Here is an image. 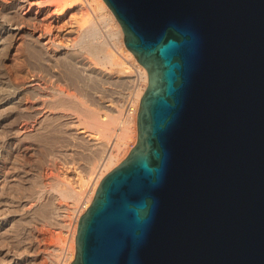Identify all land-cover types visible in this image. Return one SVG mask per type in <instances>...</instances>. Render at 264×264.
Segmentation results:
<instances>
[{
  "label": "water",
  "instance_id": "water-1",
  "mask_svg": "<svg viewBox=\"0 0 264 264\" xmlns=\"http://www.w3.org/2000/svg\"><path fill=\"white\" fill-rule=\"evenodd\" d=\"M105 2L148 85L70 264H264V0Z\"/></svg>",
  "mask_w": 264,
  "mask_h": 264
},
{
  "label": "bare ground",
  "instance_id": "bare-ground-1",
  "mask_svg": "<svg viewBox=\"0 0 264 264\" xmlns=\"http://www.w3.org/2000/svg\"><path fill=\"white\" fill-rule=\"evenodd\" d=\"M97 1L100 2V4L103 7H106V8L108 7V4L105 2V0H97ZM76 6L82 9V6H83L82 1L81 0H0V55L1 56L3 55L5 58H7L8 57L7 51H9V49L14 47L17 39H21V38L25 39L26 42L24 43H26V47H24L25 49L23 48V51H25L26 54L24 52V56L26 55L27 59L29 60V64H28L30 68L29 71H31L32 73V78L29 80H25L27 79V77L26 76H25L26 78H24V76L21 77L20 74L18 73L19 71L12 72L9 70L10 71L9 72L7 70L8 71L7 72V71H4V69L0 68V119H5L9 121L8 123L9 126L6 125V129L8 131L7 137L10 142V148H11L8 152V154H10L9 162H7L8 160H6V162L10 164L11 170L9 171L8 170L9 168H8L7 171L9 172L5 174L0 173V264H22L26 260V252H27V251L24 252V250L26 249L24 247H27L31 250V248L34 246L32 243L27 246L24 245V242H23L24 239L21 240L20 237L18 238L19 234H21L22 232L17 231V228H16L17 224H20V225L24 224L23 222H25V220L28 217H32L33 213L35 212L33 210L34 209L33 204L35 205L37 201L34 200L35 203H32V199H36L40 201L43 199L44 196H47L48 200L52 201L51 205H49V211L46 214H44L43 212L44 214L42 215L43 217L42 216H39V217H41L42 219L44 218V220H46L45 218L52 219V220L54 218L56 223H58L60 227L65 228V229L66 228L68 229L69 227H71V224H72L71 218H73L77 213L78 214L81 213V211H79L78 203H71V204L57 203L55 201L56 193L52 191L39 190L37 195L34 196L31 194L30 195L21 194L20 191L22 190L19 189L20 191H18L14 189L17 185H19V183L22 184L23 182H28L30 181L31 178L34 179V177L32 176H36V174L33 175L32 173L34 170L33 171L31 170L32 172H30L28 169L26 170V167L24 168L23 164H20L18 160L20 159L18 158V155L21 154L20 156H22V150L23 148H25V146L24 147L21 146V143H23V141L26 138H28V135H31L29 133L49 130L53 126L57 127L58 125L60 129H62V133H64L66 137H68L69 139H72V141L73 139L75 141L77 140L79 143H82L83 146L88 147L86 148V150L88 149L87 150L88 152L85 153L86 161L84 160L85 163L83 165H84V169H86V171H91L92 174L97 173V171L101 170L102 167H105L106 164L112 161V158H113L110 152V147H112L111 146L112 144L107 140L104 141L105 139L100 140V138H98L97 135L95 136V134L88 132L87 127H89V125L95 126L96 128L103 127L106 130L108 126L112 127L113 123L114 125H116L115 122H113L112 125H109L110 121L108 122L106 120L108 118L105 117L108 113L110 114L111 112H114L115 110H117L116 108L118 105L115 104L116 101L114 100V103H112V100H110L111 102L110 101L107 102L106 101L107 98L104 99L105 97L104 95L108 88L106 90L102 88L100 89L101 90L100 92L98 93L96 92V94L95 92L92 93L93 95L95 94L94 96L95 105L94 106L96 107L90 108V106L89 107L88 105L86 106L83 100L84 97L81 96L82 94L80 96L83 97V99H80L78 98L79 96L74 94L75 91L73 92L70 91L71 87L70 89L68 88V86H70L69 81H67L66 79L68 75L66 76V78H64L63 76L64 74L62 73V71L61 73L63 75L59 72L60 70H62V68L60 67L58 68L59 64L63 63L65 65V68H66L65 71H67L66 74L68 73L70 75L72 74V78L75 77L73 76V74L75 75L77 74V77L78 75H80L83 78L84 83L80 84L79 87L81 86L82 88L85 89V91L88 89L87 87H89L87 85L86 80H89L93 76L98 77L99 75L101 77H104L105 79H110L111 81H113V83L114 82H117V83L121 82L123 84L128 83L136 87L135 85H136L137 79L129 72H126L128 69L127 70L124 69L125 71H120L119 74L115 73L116 75L110 73L111 72L110 70H109L110 72H106L105 70L106 68L104 69L105 70L104 71L100 69L101 67H98L96 64H93L87 58V56L84 55L86 53L83 54V51L82 53L77 51L76 48L81 47L82 49L92 52L97 55L103 51L102 45L105 43H103V39H101L102 34H100L99 29H97L96 27V25L98 26V24L95 25V23L91 21V23H89L87 26L84 25L83 27L81 25L79 28H77L76 26H74L77 22L73 24V26H69L68 24L69 22L66 21V19H63L64 16L70 10H72L73 8H76ZM110 14H111L110 15L111 17L115 18V14L113 13V11H111ZM74 15L76 14L74 13ZM70 18H73V13ZM108 23L109 22H107L106 25ZM77 26H79V24ZM98 28L100 27L98 26ZM104 48H108V47H104ZM107 52L108 53L105 56L109 57L111 52L110 53L109 51ZM140 72L142 74L141 78L144 81L145 87L143 89H141L140 87H137L134 93V95L136 94V97H135V100L134 99L133 100L136 102L135 106L137 107L138 106L140 107L141 98L144 94V90L146 89L148 85V71L143 65L140 66ZM96 84L99 85L98 83H95V85ZM79 87L77 88L81 89ZM97 91H99V89ZM110 92L108 96L109 98L110 96H112V94H114ZM86 93L87 92H85V94ZM85 97H89V96L86 95ZM120 97L122 96L119 94V98ZM123 98H124V94H123L122 100ZM126 98L127 97L125 96L124 100H126ZM137 109L139 111V108ZM137 109L135 108V110ZM116 112H118V110ZM127 116H128V113L126 116L123 117V119H121L122 121L121 120L119 122L116 121L118 123L116 126H114L113 128H108L109 132L117 131L119 128L121 129V127H123L122 124L124 123L125 125L123 128H125V126L128 125V123H126L128 119L125 120ZM111 117L113 119L112 114H111ZM82 118L84 119V122ZM105 121H107V123L109 124L107 125ZM83 123L87 124L88 126L82 127V129H80L79 126H81V124ZM0 125H1V122H0ZM54 129H51V130H54ZM114 133H112L111 135H116ZM116 133L118 134L119 131H117ZM122 133L123 132H121V134ZM107 134L109 135L110 133L107 132L105 135V132H104L106 139L109 140L110 138L107 137L108 136ZM119 138H122L120 137V134H119L118 139ZM114 142H116L117 144V141L114 140ZM56 144H59V143H56ZM67 152L69 153V151ZM82 154L84 155L83 152ZM62 155L63 154H61V156ZM75 156L76 155H74V157ZM32 179L31 181H33ZM53 181H54L55 190L59 191L63 195H66L72 199H75L78 197V194H79L78 191L74 189L73 187H71L70 185L68 184H66L65 186L62 185V182L57 177ZM29 188H32V187H29ZM41 204L43 203L41 202ZM37 205L39 206V204ZM85 206L86 208H88L89 205H85ZM46 210L48 209L46 208ZM67 211L70 212L68 216L69 217L68 220L65 218V214H64ZM37 214L39 215V213ZM33 217L32 219L35 218ZM47 220L45 222H47ZM20 225L19 227L23 228V226H20ZM75 230L76 231H74L73 233L74 248H76L75 246H76L77 228H75ZM22 234H21V237H22ZM57 250H58V254H62V252L64 251V247H58ZM54 261H55V264H58L60 259L56 258Z\"/></svg>",
  "mask_w": 264,
  "mask_h": 264
},
{
  "label": "rangeland",
  "instance_id": "rangeland-1",
  "mask_svg": "<svg viewBox=\"0 0 264 264\" xmlns=\"http://www.w3.org/2000/svg\"><path fill=\"white\" fill-rule=\"evenodd\" d=\"M81 1L83 3L82 9L79 8L78 6H76L77 9L73 8L72 10H70L64 16L63 19H66V21L69 22L68 23L69 26H73V24H75L77 22L74 25L77 28H79L81 25L83 27H84V25L87 26L89 23H91V21L93 23H95V25L98 24V26L100 28H98L97 25H96V27H97V29H99L100 34H102L101 35V39H103V43H105V44L102 45L103 46L102 47L103 51L101 52L102 54L100 53V54L96 55V54H94L92 52H89V51H86V50L82 49L81 47L76 48L77 51L80 52V53H82V51H83V54L86 53L84 55H86L87 58L93 64H96L98 67H101L100 69H102V70H104L106 68L105 69L106 72H110L111 71L110 73H112V74H115V73L119 74L120 71H125V70L128 69L126 72H129L130 74H132L137 79L136 85H135L136 87H134V86H132L131 84H128V83H125V84H123L121 82H118L119 84L117 82L113 83V81H111L110 79H105L104 77H101L99 75L98 77H94L93 76L89 80H86L87 85L89 87H87L88 91L87 90L85 91L84 88H82L81 86L79 87L80 84L84 83L83 78L80 75H78V77H77V74L76 75L73 74V76H75V77L72 78V74L71 75L69 73L66 74L67 71H65L66 68H65V65L63 63H60L59 66H58V68L60 67V68H62V70H60V69H58V70H60L59 71L60 73L62 71V73L64 75L62 73L61 74L64 76V78H66V76L68 75L67 78H66L67 81H69V84H70V86H68V88L70 89V87H71L70 91H72V92L75 91L76 93L74 92V94L79 96L78 98L83 99V97H84L83 100H84L86 106L88 105V107L90 106V108H95L96 107V106H94L95 105L94 96H95L96 92L97 93L100 92L101 91L100 89H102V88H104L105 90L108 88L106 90L105 95H104L105 96L104 99L107 98L106 99L107 102L112 100V103H114V100H115L116 101L115 104L118 105L117 108H116L118 110V112H116L117 110H115L114 112H111L110 114L108 113L105 117L108 118L106 120L108 122L110 121L109 122L110 124L107 123V121H105V122L107 123V125L108 124L112 125L113 122H115V124L117 125L118 123L116 121L119 122L128 113V116L125 119V120L128 119L126 121V123H128V125L125 126V128H123L124 125H125V123L123 122L124 123V124H122L123 127H121V129L119 128L117 130V131H119L118 134L116 133L117 131H114L115 133L114 132H109L108 128H113L114 126H116V125H114V123H113L112 127L108 126V128H106V130L102 127L104 129V131H103L102 128H96L95 126H90L89 125V127H87L88 132L95 134V136L97 135V137L100 138V140H104L105 139L104 141L107 140V141H109L112 144V145L110 144L112 146V147H110V152H111V155L113 156L112 161L108 162L105 167H102L101 170L97 171V173H95V174H92L91 171H86V169H84V165L83 164L86 161V159H85L86 158V154L85 153L88 152L87 151L88 149L86 150V148H88V147L83 146V144L79 143L77 140L75 141L73 139V141H72V139H69L68 137H66L64 135V133H62V129H60V127L58 125H57V127L53 126L49 130H43L44 132L43 131L31 132V133H29L31 135H28V138H26L23 141V143H21V146H23V147L25 146V148L22 147L23 148L22 156H20L21 154H19L18 158H20V159H18V160H19L20 164H23L24 168L26 167V170L28 169L30 172H32L34 170L35 172L33 171L32 173H33V175L36 174V176H32V177H34V179L31 178L33 181H31V179H30V181H28V182H23L22 184L19 183V185H17L14 189L18 190V191L22 190L23 192L20 191L21 194H28V195L31 194V195H34V196L37 195L39 190H41V191L42 190L52 191V192L56 193L55 201L57 203H61V204L78 203L79 204V211H81V213L78 211L80 214L77 213L73 218H71L72 220L70 219L71 223H72L71 227H69L70 229L66 228L67 229L66 230L65 228L60 227V225L58 223H56L54 218H53V220L45 218L46 220L48 219L47 222H45L46 220H44V218L42 219L41 217H39V216H42V215L46 214L49 211V205H51L52 201L48 200L47 196H44L43 199L40 200L43 204H41V202L39 200L32 199V203H35L34 200L37 201L35 203V205L33 204V208H34L33 210L36 212V214L39 213V215L38 214L36 215L35 212H34L32 217L34 216L36 219L34 217H33L34 219H32V217H28L25 220V222H23L24 224H22V225L17 224L18 226L16 225L17 231H20V232L23 233V234L21 233L22 237H21V234L18 233L19 234L18 238L20 237L21 240L24 239V241H23L24 245L27 246V245H29L31 243L34 245L31 248V250L29 248H27V247H24V248H26L24 250V252L27 251L26 252V260L23 262L24 264H55L54 260L56 258L60 259L58 264H68V263L70 264L72 262V260L75 258V255H76V248H74V235H73V233H74V231H76L75 228H77V226H78V222H79L80 216L87 209L85 205H89L90 206V203L93 201L94 195L96 193V190H97V188L99 186V183L102 180V178L110 170H112L115 166H117L125 157L128 156L130 150L136 144L137 139H138V126H137L138 109L137 108H139V106L138 107L135 106L136 102L134 100H135L136 94L134 95V93H135L137 87H140L141 89H143L145 87L144 81L141 78L142 74L140 72V66H142V64H140L138 62V60L135 57L134 53L130 49H128V47L125 45L123 28H122L121 24L119 23V21L117 20L116 16H115V18L110 16L111 15L110 13L112 11L110 9V7L109 6L107 8L103 7L100 4V2H98L97 0H81ZM72 13H73V18H70ZM74 13L76 15H74ZM100 15H102V16H100ZM98 17H100L101 19L98 18ZM107 22H109L107 24L108 27L106 25ZM71 23H72V25H71ZM78 24H79V26H77ZM104 29H106V30H104ZM24 42H26V41L23 38L17 39L14 47L9 49V51H7V53H8V57L7 58H5L3 55L2 56L0 55V59H1L0 60V68L4 69V71H7V70L8 71L10 70L12 72L13 71L14 72H18L19 71L18 73L20 74L21 77H23V76H24V78L27 77V79H25V80H29V79L32 78V73H31V71H29V69H30L29 65H28L29 64V60L27 59L26 55L24 56V52L25 51H23V48L26 47V43H24ZM104 47H108V48H104ZM79 48L81 49V51H80ZM105 49H106V51H105ZM107 51H109V53L111 52L109 57L105 56L108 53ZM25 54H26V52H25ZM110 58H112L113 60L110 59ZM94 60H95V62H94ZM63 65H64V67H63ZM118 69H119V71H118ZM121 69H123V70H121ZM95 83H98L99 85H97V84L95 85ZM75 87L76 88L79 87L82 90L78 89V88L76 90ZM95 89H96V91H95ZM98 89H99V91H97ZM108 90H109V92L111 91L110 93H114V94H112V96H110V98L108 97L109 96ZM81 91H82V93H81ZM85 92H87V93L85 94ZM94 92H95V94L93 95L92 93H94ZM115 93H116L117 97H116ZM117 93H119L122 97H123V94H124L123 100H122V97L119 98V94H117ZM121 93H123V94H121ZM80 95L83 96V97H81ZM86 95L89 96V97H85ZM90 95L91 96L93 95V96L91 97ZM125 96L127 97L126 100H124ZM115 97H116V99H115ZM93 98H94V100H93ZM91 103L93 104V106H92ZM135 108L137 110H135ZM120 109H122V110H120ZM129 113H130V115H129ZM111 114L113 116V119L111 117ZM0 122H1L0 126H2V127H0V130L2 131V132L0 131V144H1L0 145V173L5 174V173H7V172H9L11 170L10 164L7 163V162H9V158H10V154H8V152L11 149L10 148V142L8 140V137H7L8 131L6 129V125L9 126L8 125L9 121L5 120V119H0ZM83 122H84V119H83ZM107 125H106V127H107ZM3 126H5V127H3ZM85 126H88V125L83 123L79 127H80V129H82V127H85ZM54 127H55V129H54ZM4 129L6 130V132H5ZM51 129H54V130H51ZM60 130H61V132H60ZM120 131L123 132V133L121 134ZM104 132H105V135H106L107 132L110 133L109 135L107 134L108 135L107 137L110 138L109 140L106 139V136L104 135ZM59 133H61V134H59ZM112 133H114V134H116L118 136L111 135ZM119 134H120V137H122V138L118 139ZM3 135H4V137H3ZM47 136H48V138H47ZM50 140H51V142H50ZM111 140H112V142H111ZM114 140L117 141V144H116V142H114ZM38 141H39V143H38ZM41 141H42V143H41ZM118 141H119V143H118ZM56 143H59V144H56ZM54 144H56V145H54ZM48 145H50L51 147L48 146ZM64 145H66V146H64ZM77 145H79V146H77ZM56 146H58V147H56ZM47 148L50 149V150H48ZM78 150H80V151H78ZM55 151L57 152V154H56ZM67 151H69V153ZM62 152H64V153H62ZM82 152L84 153V155L82 154ZM23 153H24V155H23ZM45 154H47L48 156L45 155ZM61 154H63V155L61 156ZM74 155H76V156L74 157ZM65 156H67V157H65ZM79 156L81 158H83V159H81ZM74 158L75 159L77 158L76 159L77 162L75 161ZM6 160H8V161L6 162ZM7 169L9 171H7ZM56 177L62 182V185L65 186L66 184H68L71 187H73L74 189H76L78 191V193H79L78 197L75 198V199H72V198H70V197H68L66 195H63L59 191L55 190L54 189V181L53 180ZM52 178H53V180H52ZM29 187H32V188H29ZM25 191H26V193H25ZM37 204H39V206ZM46 208L48 210H46ZM43 212H44V214H43ZM64 214H65V218L68 220L69 219L68 216H69L70 212L67 211ZM19 225L23 226V228L19 227ZM22 229H23V231H22ZM58 247H64V251L62 252V254H58V250H57Z\"/></svg>",
  "mask_w": 264,
  "mask_h": 264
}]
</instances>
